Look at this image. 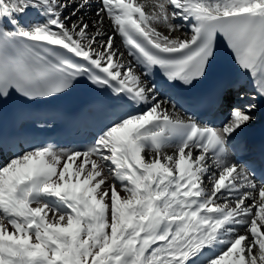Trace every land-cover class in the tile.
Wrapping results in <instances>:
<instances>
[{
	"label": "snow or ice",
	"instance_id": "1",
	"mask_svg": "<svg viewBox=\"0 0 264 264\" xmlns=\"http://www.w3.org/2000/svg\"><path fill=\"white\" fill-rule=\"evenodd\" d=\"M90 7L0 0V98L54 97L86 78L137 109L82 150L35 146L0 166V264H264V178L230 151L255 105L215 128L144 79L158 67L191 85L222 37L264 97V0H98L89 21Z\"/></svg>",
	"mask_w": 264,
	"mask_h": 264
},
{
	"label": "bare ground",
	"instance_id": "2",
	"mask_svg": "<svg viewBox=\"0 0 264 264\" xmlns=\"http://www.w3.org/2000/svg\"><path fill=\"white\" fill-rule=\"evenodd\" d=\"M97 6H98V0H91V7L84 9L83 15H85L87 20L91 21V20H94L96 18L95 13L97 11ZM72 10H73V8L69 7L68 9H66L64 11L63 16H70V13L72 12ZM33 11L30 13V18H35L36 17V15H33ZM71 20L75 21V20H77V17L76 16H72ZM175 23L184 24V28L180 32L173 33L174 36H181L182 37L184 32H190V28H189L187 22H184V21H181V20H177V21H175ZM103 27H104V30L106 32H111L112 31L111 24H110V22L108 21L107 18H105ZM157 27L159 28L160 31H162L165 34H167V29L166 28H164L162 26H157ZM91 30L92 29H90V31ZM115 47L118 48L119 51L125 53L124 59L126 61H131L130 57L127 55V51H126V49H125V47L123 45L122 39H121V37L118 34L115 35ZM133 67L136 68L134 66V64H133ZM137 71L139 72L138 69H137ZM139 73H141V72H139ZM251 94H252V92H251L250 88L248 87V85H246L245 87L242 88V94L237 96V97H235L233 104L229 105L228 108L226 109V115L229 118V113L234 107H244V106H247L248 104H254L255 105V108L252 110V115L255 118L247 126L243 127L241 130H238V132L234 134V136H238L241 139H247L251 135L250 131H251L252 127L255 125V123L260 118V111H259V108L257 106V101H256L255 97L253 99H251V100H248L247 104H244L245 101H247V99H249V96ZM177 112L179 113V111H177ZM169 152H171V149H169ZM231 159L233 161L239 163L235 159V156L233 154H231ZM8 160L6 161V163L8 162ZM209 163H211V160H209ZM248 203H251V201H248Z\"/></svg>",
	"mask_w": 264,
	"mask_h": 264
}]
</instances>
